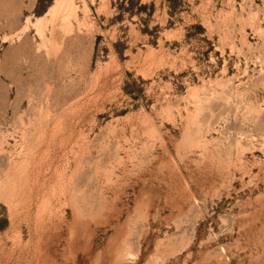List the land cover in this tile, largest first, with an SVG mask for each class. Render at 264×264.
Listing matches in <instances>:
<instances>
[{"label":"rangeland","instance_id":"1","mask_svg":"<svg viewBox=\"0 0 264 264\" xmlns=\"http://www.w3.org/2000/svg\"><path fill=\"white\" fill-rule=\"evenodd\" d=\"M0 264H264V0H0Z\"/></svg>","mask_w":264,"mask_h":264},{"label":"bare ground","instance_id":"2","mask_svg":"<svg viewBox=\"0 0 264 264\" xmlns=\"http://www.w3.org/2000/svg\"><path fill=\"white\" fill-rule=\"evenodd\" d=\"M63 184V183H62Z\"/></svg>","mask_w":264,"mask_h":264}]
</instances>
